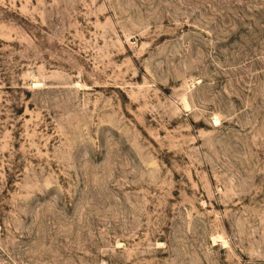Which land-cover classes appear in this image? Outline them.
Here are the masks:
<instances>
[{
  "label": "rangeland",
  "instance_id": "rangeland-1",
  "mask_svg": "<svg viewBox=\"0 0 264 264\" xmlns=\"http://www.w3.org/2000/svg\"><path fill=\"white\" fill-rule=\"evenodd\" d=\"M0 264H264V0H0Z\"/></svg>",
  "mask_w": 264,
  "mask_h": 264
}]
</instances>
